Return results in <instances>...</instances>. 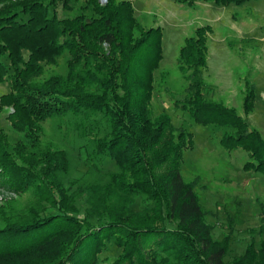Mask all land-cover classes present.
<instances>
[{"label": "trees", "instance_id": "obj_1", "mask_svg": "<svg viewBox=\"0 0 264 264\" xmlns=\"http://www.w3.org/2000/svg\"><path fill=\"white\" fill-rule=\"evenodd\" d=\"M211 35L206 25L184 38L175 58L183 98L164 93L195 124L219 130L225 152H245L244 171L264 175V136L246 121L253 88L245 81L241 112L205 97ZM162 59L161 27L143 25L130 0H0V86L9 88L0 109L11 110L10 126L23 135L12 144L0 130V183L58 211L0 221V264H98L107 245L120 250L108 264H264V240L225 261L226 242L212 238L194 184L180 174L191 135L154 113ZM46 127L77 140L88 166L70 181L71 194L70 154ZM106 163L114 168L104 171ZM77 197L88 204L83 218L72 215Z\"/></svg>", "mask_w": 264, "mask_h": 264}, {"label": "rangeland", "instance_id": "obj_2", "mask_svg": "<svg viewBox=\"0 0 264 264\" xmlns=\"http://www.w3.org/2000/svg\"><path fill=\"white\" fill-rule=\"evenodd\" d=\"M130 1L143 25L160 26L162 29L163 59L155 74L154 113L168 114L174 128L190 133L192 148L183 153L180 174L186 182L194 184L205 213L204 221L212 229V238L219 243L226 242L225 261L231 262L241 256L248 245L258 247L264 240V175L244 171L248 155L240 150L225 152L219 144L221 132L195 124L187 114L173 106L164 88L169 87L178 99L183 98L185 83L175 65V58L184 38L191 35L197 26L208 25L212 35L208 67L203 75L205 97L241 112L244 83L247 81L257 102L246 121L250 128L264 136V0L239 7H220L203 2L186 5L173 0ZM64 61V58L59 60L58 70H63ZM161 75L164 76L162 80ZM8 91V86H0V95ZM8 111L11 110L0 109V130L14 144L23 135L10 126ZM44 135L70 154L71 174L64 184L69 188L72 185L70 181L79 179L88 170L78 156L77 140L70 143L67 136L62 138L59 132H50L47 127ZM103 168L104 171L112 170L114 166L106 163ZM75 189L72 185L70 194ZM74 205L77 212L72 215L83 218L88 208L86 198L77 197ZM31 210L41 211V217L58 213L49 205H39L32 193L16 192L0 183V221L28 218ZM119 254L117 247L107 245L99 256L98 264L111 263Z\"/></svg>", "mask_w": 264, "mask_h": 264}]
</instances>
